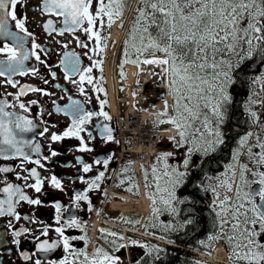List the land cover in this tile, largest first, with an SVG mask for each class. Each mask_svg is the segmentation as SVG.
I'll return each mask as SVG.
<instances>
[{
    "label": "snow or ice",
    "instance_id": "obj_1",
    "mask_svg": "<svg viewBox=\"0 0 264 264\" xmlns=\"http://www.w3.org/2000/svg\"><path fill=\"white\" fill-rule=\"evenodd\" d=\"M127 2L38 0L32 5L30 0H0V78H3L0 84L17 89L15 93L6 94L13 97L11 102L0 96V160L19 161L16 166H0V174H4L0 179V218H8L6 231L11 232V244L17 248L32 229L17 228L14 221L39 222L33 215H22L19 208L23 204L35 208L48 206L40 195H30L27 190L35 194L44 193L46 186L59 192L66 190L62 178L49 168L53 158L63 154L52 145L75 139L78 141L73 146L75 152L91 154L95 150L92 145L97 133L88 125L93 117H103L104 121L112 119L104 111L105 100L97 97L100 104L97 112L86 110L82 101L68 95V102L63 106L52 101L55 111L69 117L70 123L62 132L52 131L48 135L47 153H42L38 142L25 136L39 127L28 114L32 106L40 102L37 99L25 102L22 97L29 93L46 97L54 93L30 84L21 85L14 77L38 76L43 84H49L38 68L25 66L34 58L49 68L53 80L57 78L51 66L41 58L42 52L47 55L46 50L26 26L27 11L45 17L37 23L49 36L72 34L79 47L88 49L89 45L75 36L77 32H83L88 40L94 39L96 43L89 51L99 54L106 47L102 45L101 30L110 28L122 17ZM135 12L133 26L125 41L124 63L162 66L173 105L170 113L165 102L164 110L157 114V121L171 124L176 130V135L169 137L174 151L162 152L155 157L151 184H148V171L144 172L146 186L154 189L150 193L153 214L167 213L172 217L171 221L162 224L165 232L182 231L196 224L197 214L202 211L196 203V192L211 189L219 202L209 205L215 215V231L208 239L224 240L229 250L228 258L235 264H264V0H137ZM57 22L61 25L59 28ZM63 47L67 49L68 44ZM133 55L135 59H131ZM88 59L92 65L82 67L77 53L65 52L59 65L63 78L77 85L81 96L87 95L85 83L93 85V91L104 92L103 87L96 86L99 81L94 84L95 78L91 75L93 68L100 67L102 61L93 60L92 56ZM53 86L60 87L59 84ZM241 124L244 126L242 133L239 130ZM94 127L105 144L114 141V130L107 123ZM49 131V127H43L37 134L45 136ZM226 150L231 156L227 178L217 179L228 192H233L234 184L235 190L233 196L225 195L220 199L216 186H205L199 181L196 170L203 172L206 165L219 160ZM112 159V155H105L103 159L97 156L89 162L83 156L75 155L74 163H65V167L76 169L74 182L78 180L86 185L84 190L74 192L72 200L76 207L81 201L88 202V193L100 187ZM27 164L34 166L29 168L25 166ZM129 169L130 166L123 171ZM93 171L97 174L89 177L87 174ZM12 173L14 179L9 180L8 174ZM194 180L197 181L195 192L188 196L178 194ZM124 182L122 178L120 183ZM50 206L55 209V221L59 226L54 229L51 225L43 226L40 235L33 238L31 255L19 251L18 255L24 261H32V264H122L121 258L114 253L128 247L125 243H117L124 237L116 232L105 233V237L113 238L108 241L113 249L111 252L100 246L92 252L76 249L72 241L85 237H70L65 231L80 227L78 220L72 216L62 222L63 213L69 209L58 200L52 201ZM50 229L57 234V239L49 237ZM104 231L101 229L102 233ZM3 242L0 237V244ZM129 244L134 246L138 242L131 240ZM139 246L147 249L145 256L149 258V264L160 259L162 249ZM60 248L65 255L50 259L49 254ZM11 253V249L0 253V264H4L3 256ZM145 256L132 264H144Z\"/></svg>",
    "mask_w": 264,
    "mask_h": 264
},
{
    "label": "flooded vegetation",
    "instance_id": "obj_2",
    "mask_svg": "<svg viewBox=\"0 0 264 264\" xmlns=\"http://www.w3.org/2000/svg\"><path fill=\"white\" fill-rule=\"evenodd\" d=\"M38 0H30V4L35 5ZM137 6V0H128L127 7L123 11L121 18L116 19L111 27H104L101 30L102 45L104 51L99 54H93L89 49H94L96 47L95 40H88L83 32H77L75 36L89 45L88 49L81 48L78 46L76 39L72 34H65L64 36H59L53 34L49 36L46 32L42 30V27L37 23L38 20L43 21L45 17L40 16L39 13L33 14V11L28 10V23L27 27L31 31L36 39V42L41 44L42 48L46 50L47 55L43 52L41 53V58L51 66V71H54L57 75L55 80L52 79L50 75L49 68L44 65L39 64L35 59H31L26 62V67H36L39 69V74L44 76L49 80V84L45 85L39 79L38 76H16L14 79L18 80L21 85L30 84L36 87H41L49 92L54 93L52 96H42L38 93H29L27 96L22 97V100L27 102L28 100L37 99L39 100L38 105L32 106V111L30 118L33 119L34 123L39 124V127L34 133H26L27 138L34 139L42 146V153H47L48 151V135L52 131L62 132L70 123V118L66 117L62 113H57L55 111V106L52 104L53 100H56L57 104L63 106L68 102L67 97L71 95L73 99H78L84 103L86 110L99 111L100 104L97 100H105L104 111H106L110 116V121H104L103 117H93L91 124L88 125L94 133H97V139L93 141L94 152L89 153H77L74 151L75 145L78 141L75 139H65L62 142H57L52 145L55 149L63 153L61 156L53 158L52 163L49 165L50 171L54 172L60 176L65 183V191L59 192L58 190L52 189L50 186H46L44 193L35 194L32 190H27L30 195H40L41 199L44 200L48 206L35 208L34 206H29L23 204L19 211L22 215H33L38 218V223L29 224L25 220H20L18 222L14 221L17 228L29 227L32 229V233L22 238L21 245L19 248L11 244L12 236L10 231H6L7 217L0 218V237H3V243L0 244V253H4L7 249H11V255H4V264H32V261H24L19 255L20 250L27 251L30 255L34 250V236L40 235V229L45 225H51V229L59 226L56 224L55 216L57 215L55 209L52 208L51 202L58 200L64 205L69 211L63 213V220H67L74 216L80 227L68 228L65 231V235L70 237H85L84 239L73 240L72 244L76 249L87 250L88 252L94 251L97 246L104 247L110 252L113 251L108 241L113 238L110 236L105 237L107 232H116L118 236L124 237L123 240H118L117 243H125L128 247L120 249V251L114 254L121 258L122 264H132L137 258L145 256L147 251L146 248H142L139 245H149L156 246L162 249L159 253L160 259L155 261V264H235L233 260H230L228 246L224 240L210 241L208 237L214 234L213 220L215 219L214 213L210 210L209 205L217 200V196L209 189L205 192L201 189L196 192L195 199L197 206L202 209L201 212L197 214L198 222L182 231L179 232H165L163 230L162 224L172 220V217L167 213L160 214L156 216L153 211H148L143 213L141 210L133 208L131 211H123L120 204L124 203H135L139 202L142 195L147 194L150 197V193L154 191L152 187L146 186L144 173L138 163L139 154H133L129 150L128 143V133L125 131L124 123L125 117L121 112V107L119 101L123 100V97H119V92L115 90L114 93L110 95L108 91V76H107V55L109 51V46L111 44V33L112 27L129 25L133 26V21L135 18V8ZM18 11H25L24 9H18ZM55 19V18H54ZM56 26L59 28L61 25L57 22ZM110 31V32H109ZM67 43L68 48L65 49L63 45ZM74 51L80 56L81 66L89 67L92 65V61L88 59V56H92L93 60H101L102 65L100 67H94L91 75L96 81H99L97 87H103L104 92L93 91V85L87 83L84 84L86 96H81L77 85H74L63 78V72L61 70L60 60L64 56L65 52ZM88 55H84V53ZM102 69V70H101ZM110 79L113 78V73L109 72ZM3 78H0L2 80ZM78 80L79 77H74ZM59 84L60 87H54L53 85ZM67 89V92L64 91ZM17 89L12 88L10 85L0 84V96L8 99L10 102L13 97L7 96V93H15ZM123 92V90H122ZM60 97H64L60 99ZM90 98V102L89 101ZM115 100V107L111 100ZM43 109V114H40V110ZM51 112L52 115L49 116L48 113ZM43 122V123H41ZM107 123L111 128H113L114 141L105 144L98 137V129L95 125ZM57 125L56 128H51L50 125ZM43 127H49L50 131L45 136H39L37 133L42 130ZM122 128V131L119 130ZM118 141V142H117ZM158 154L161 150L174 151L173 145L170 139L160 140L157 144ZM72 148L73 150H69ZM144 151V156H145ZM75 155H81L83 158L89 162L94 157L99 156L103 159L105 155H112L113 159L110 162L108 169L105 173V179L100 183V187L88 193L89 201L79 202V207H76L72 197L75 191H82L85 189L86 185L82 184L78 180L74 182V177L76 176V169L72 167H65V163H74ZM143 155V154H141ZM156 155V156H157ZM155 156V157H156ZM137 160V162H135ZM171 158L169 163H171ZM231 162V157L228 158L226 163ZM243 162V158H242ZM225 163V164H226ZM19 164L17 160H0V166H16ZM154 164V163H153ZM151 164V167L153 166ZM212 163L206 165L201 172L199 169L196 170L197 177L199 181H202L205 186L214 185L216 186L218 179L217 173L210 176L207 170L212 168ZM26 167H33L34 165L27 164ZM130 166L128 171H123L125 167ZM211 166V167H210ZM222 168V167H221ZM19 169L17 168V171ZM206 173V176H205ZM97 174L96 171L87 174L89 177H94ZM4 177V174H0V179ZM72 177L73 179H70ZM128 177H133L129 180ZM124 179V183H120L121 179ZM8 179H14V173L8 174ZM144 180V181H143ZM238 181V175H237ZM194 180L192 184L185 187L180 193L181 196H188L189 193L195 192ZM152 183V176H148V184ZM132 191H128L129 188ZM225 188V187H223ZM226 189V188H225ZM235 190V184L233 185V192H228L225 190L227 196H233ZM225 195L219 196L223 199ZM117 204L118 207H114ZM150 209H153V204H151ZM49 231V237L52 239H57V234L51 230ZM101 229L105 230L104 233ZM135 240L138 242L137 245H130L129 241ZM43 255V254H42ZM65 255L62 248L57 249L54 253L49 254L50 259H59ZM35 259V257L33 258ZM144 264H149V258L145 256Z\"/></svg>",
    "mask_w": 264,
    "mask_h": 264
},
{
    "label": "rangeland",
    "instance_id": "obj_3",
    "mask_svg": "<svg viewBox=\"0 0 264 264\" xmlns=\"http://www.w3.org/2000/svg\"><path fill=\"white\" fill-rule=\"evenodd\" d=\"M134 14L136 16V13H134ZM115 28L118 31L119 36L118 37H115V39H111L113 41L111 42V44L109 46V51H108V55H107V65H106V69H107V72L108 73L110 72L109 70L112 68V65H113L114 62H118L121 65L124 64V60H125V56H124L125 41L129 37V32H130V29L132 28V26H129L128 25V27H125V25H123L122 27L121 26H114V28L112 27L113 30ZM112 33H113V31L111 32V36H112ZM109 35H110V33H109ZM131 59H135V56L133 55L131 57ZM126 64H128V65H131L132 64L134 66H137V73L138 74L142 72L141 69H140L141 67H139L140 64L139 65H136V64H133L131 62H128ZM144 65H146V64H144ZM143 68L147 70V71L145 70L146 73L145 72H143V73H145V74L153 73V71L151 69V65L149 67L148 66H144ZM167 84H168V80H167ZM168 94H169V88H168ZM169 96H170V102H167V104L169 106V112L171 113V106L173 105V97L170 94H169ZM119 97H121V94L119 95ZM164 108H165V103H164ZM164 108L160 112H162L164 110ZM129 119H130V117H129ZM161 119H164V118L161 117ZM154 120H155V123H156V126L157 127H160V126H163V125H166L167 124V123H159L157 121V115L154 117ZM167 125H171V124H167ZM152 163H154V162H152ZM229 163L224 164V166L222 168V171H220L217 174V177H219L220 179H226L227 178V176H226V174H227V166H228ZM225 190L226 189L223 188V186H220L219 180H218V182L216 184V193H219V196H223V195H226ZM148 198L150 199V197L147 194L142 195V197L140 198L139 202H135L133 204L129 203L130 204V207L132 209L133 208L139 209V210H141L143 212L144 211L143 210L144 209V205L142 203V199L147 200L148 206H150V200ZM149 210L152 211V209H149ZM148 211H144L143 213H146Z\"/></svg>",
    "mask_w": 264,
    "mask_h": 264
},
{
    "label": "built area",
    "instance_id": "obj_4",
    "mask_svg": "<svg viewBox=\"0 0 264 264\" xmlns=\"http://www.w3.org/2000/svg\"><path fill=\"white\" fill-rule=\"evenodd\" d=\"M149 95H153L149 92ZM144 101V95L141 102ZM152 111H156L152 105H149L148 109L143 112L140 111L136 114H130V119L126 123V129L131 132L129 137L130 151H151V147L154 143L163 135H165V128H155L152 122ZM128 111H126L127 113Z\"/></svg>",
    "mask_w": 264,
    "mask_h": 264
},
{
    "label": "bare ground",
    "instance_id": "obj_5",
    "mask_svg": "<svg viewBox=\"0 0 264 264\" xmlns=\"http://www.w3.org/2000/svg\"><path fill=\"white\" fill-rule=\"evenodd\" d=\"M119 36V33L118 31L116 30V28L113 30V33H112V36H111V39H115V37H118ZM151 69L152 71H157L158 73V76L160 77H163V72H162V66H156V65H151ZM150 72V71H149ZM135 74H136V67L134 65H127L126 68H125V75H126V79H125V92L128 91L129 89V86L133 83L134 81V78H135ZM153 76H152V73H148V74H145V82L148 81V78L151 79ZM164 79V78H163ZM165 81V86L167 85V80L164 79ZM112 93V92H111ZM113 95V94H112ZM168 100V99H167ZM113 102V106L115 107L116 103H115V100H111ZM162 103H159V107H161ZM174 131L171 130L170 133H173ZM142 203L144 205V211H148L149 210V207L148 206V202L147 200L145 199H142ZM139 204V203H138ZM114 207H118L117 204H114ZM119 208H122L123 211L127 212V211H131V207H130V204L128 203H124V204H120V207ZM143 211V212H144Z\"/></svg>",
    "mask_w": 264,
    "mask_h": 264
},
{
    "label": "trees",
    "instance_id": "obj_6",
    "mask_svg": "<svg viewBox=\"0 0 264 264\" xmlns=\"http://www.w3.org/2000/svg\"><path fill=\"white\" fill-rule=\"evenodd\" d=\"M240 132L242 133L244 131V126L241 124ZM231 157L229 151H225L224 154L219 158V160L212 162L210 170H207V173L212 176L218 173L222 167V165L228 160V158ZM210 166V167H211Z\"/></svg>",
    "mask_w": 264,
    "mask_h": 264
},
{
    "label": "water",
    "instance_id": "obj_7",
    "mask_svg": "<svg viewBox=\"0 0 264 264\" xmlns=\"http://www.w3.org/2000/svg\"><path fill=\"white\" fill-rule=\"evenodd\" d=\"M159 88H160V90L158 91V97L159 98H163L164 97V95H165V92H164V90H163V88H162V81L160 80V82H159ZM156 102V100H153V103H155Z\"/></svg>",
    "mask_w": 264,
    "mask_h": 264
}]
</instances>
